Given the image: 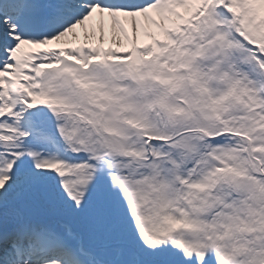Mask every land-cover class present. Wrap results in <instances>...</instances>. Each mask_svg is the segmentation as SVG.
<instances>
[{"label":"snow or ice","instance_id":"1","mask_svg":"<svg viewBox=\"0 0 264 264\" xmlns=\"http://www.w3.org/2000/svg\"><path fill=\"white\" fill-rule=\"evenodd\" d=\"M0 264H264V0H0Z\"/></svg>","mask_w":264,"mask_h":264}]
</instances>
